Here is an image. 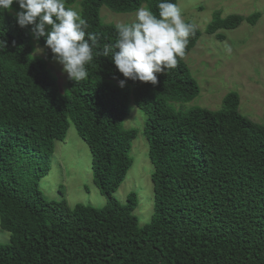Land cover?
I'll return each mask as SVG.
<instances>
[{"label":"trees","instance_id":"obj_1","mask_svg":"<svg viewBox=\"0 0 264 264\" xmlns=\"http://www.w3.org/2000/svg\"><path fill=\"white\" fill-rule=\"evenodd\" d=\"M160 0H66L78 6L97 36L94 52L114 44L116 25L102 24L101 7L132 13L146 5L158 16ZM177 4V0H171ZM0 10V227L10 234L0 245V264H264V124L238 113V95L223 98L224 110L176 109L199 93L185 63L197 44L193 34L175 69L158 83L126 80L111 56L94 55L88 79L68 80L59 90L47 62L44 38L20 28L14 12ZM243 19L216 17L206 34L233 30ZM223 36L217 34L222 40ZM35 44L45 59L33 55ZM145 114L143 134L153 167V216L140 227L131 192L124 204L114 193L133 159L136 129H124L128 108ZM91 154L94 185L102 208L50 201L38 189L49 171L56 141L69 122Z\"/></svg>","mask_w":264,"mask_h":264},{"label":"rangeland","instance_id":"obj_2","mask_svg":"<svg viewBox=\"0 0 264 264\" xmlns=\"http://www.w3.org/2000/svg\"><path fill=\"white\" fill-rule=\"evenodd\" d=\"M75 5L72 8L78 10ZM177 5L185 21L200 32L197 44L185 57L199 93L189 102L172 105L182 111L193 108L220 111L225 108L223 98L235 93L239 98L238 113L256 124H264V0H177ZM254 13L259 18L253 25L242 21L233 30H219L215 34L204 32L216 17L222 20L230 16L245 19ZM99 18L102 24L130 23L135 12L117 14L101 7ZM217 34L223 36L222 40L217 38ZM33 55L45 59L43 48L37 44ZM47 67L58 89L63 90L69 79L62 72V66L49 61ZM144 122L145 114L131 104L122 125L124 129H136L138 136L130 150L132 165L114 193L121 204L125 203L129 193H136L138 205L133 214L140 227L149 223L153 216L150 178L153 167L148 159ZM48 165V174L38 181V189L46 199L64 200L69 209L78 204L93 208L106 205V199L93 182L89 149L77 135L71 121L64 140L54 143ZM9 238L10 234L0 227V245L9 243Z\"/></svg>","mask_w":264,"mask_h":264},{"label":"clouds","instance_id":"obj_3","mask_svg":"<svg viewBox=\"0 0 264 264\" xmlns=\"http://www.w3.org/2000/svg\"><path fill=\"white\" fill-rule=\"evenodd\" d=\"M14 4L19 9L14 12L18 26L29 28L37 41L44 38L52 59L74 82L88 79L87 66L96 55L111 56L116 70L126 78L119 81L121 88L126 80L155 86L158 74L175 69L178 58L184 57L194 31L177 4L160 0L158 16L147 6L139 7L132 22L116 24L115 43L94 52L97 36L86 31L89 25L82 10L66 6V0H0V10L12 12ZM6 46L0 39V49Z\"/></svg>","mask_w":264,"mask_h":264}]
</instances>
